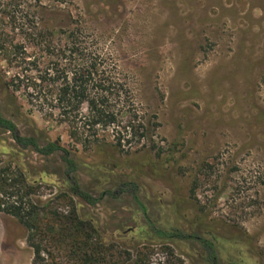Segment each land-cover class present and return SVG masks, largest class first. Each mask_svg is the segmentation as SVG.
<instances>
[{
  "label": "rangeland",
  "instance_id": "rangeland-1",
  "mask_svg": "<svg viewBox=\"0 0 264 264\" xmlns=\"http://www.w3.org/2000/svg\"><path fill=\"white\" fill-rule=\"evenodd\" d=\"M91 61L131 90L140 143L115 146L113 129L79 142L37 100ZM0 105L23 134L60 139L83 189L116 193L96 206L72 197L120 264H264V0H0ZM7 167L49 217L69 213L59 153L23 150L0 128ZM197 236L214 242L215 262ZM27 237L0 212V264H34ZM43 245L42 264L77 263L69 243Z\"/></svg>",
  "mask_w": 264,
  "mask_h": 264
},
{
  "label": "trees",
  "instance_id": "trees-1",
  "mask_svg": "<svg viewBox=\"0 0 264 264\" xmlns=\"http://www.w3.org/2000/svg\"><path fill=\"white\" fill-rule=\"evenodd\" d=\"M100 66L97 61H91L73 73L69 79L60 81L49 98L39 95L41 91H37V100L42 104L48 103L49 99L51 109L59 112L63 121L69 124L72 137L79 142L99 143L100 129H113L116 134L115 146L123 149L128 142L137 140V143H140L141 139L147 136V126L137 123L139 111L131 90L112 77H98L100 73H104ZM34 88L36 89L37 85ZM95 89L97 91L93 93ZM0 128L9 132L14 143L23 150L31 149L45 157L59 153L65 166L68 193L65 192L63 196L68 200L71 209L66 215L55 214L54 217H49V213L40 210L39 206L30 200L32 186L23 180L21 175L10 172V167L0 168V212L14 216L27 228V240L35 253L34 264H42L45 260L44 253L48 252V249L43 243L50 240L55 243H69L76 264H120L119 256L122 254L115 257L113 248L106 246L107 243L101 237L94 240L97 228L91 221L80 217L72 197L77 196L89 205L96 206L106 195L115 196L116 193L105 190L96 197L83 189L77 174V162L71 151L61 144L60 139L41 143L37 136L23 134L17 124L4 115L1 105ZM84 131H93L90 133L93 139L86 137L83 140ZM127 184L129 183L122 182L119 192L127 191ZM154 230L160 236L179 239L193 236L185 235L181 231L169 234L161 229ZM196 238L207 252L204 260L215 262L217 254L214 242L206 237ZM138 264L146 263L142 258Z\"/></svg>",
  "mask_w": 264,
  "mask_h": 264
}]
</instances>
